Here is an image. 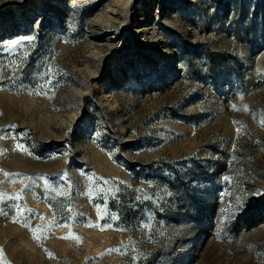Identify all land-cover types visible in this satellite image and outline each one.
I'll return each instance as SVG.
<instances>
[{
  "label": "rangeland",
  "instance_id": "1",
  "mask_svg": "<svg viewBox=\"0 0 264 264\" xmlns=\"http://www.w3.org/2000/svg\"><path fill=\"white\" fill-rule=\"evenodd\" d=\"M0 264H264V0H0Z\"/></svg>",
  "mask_w": 264,
  "mask_h": 264
},
{
  "label": "snow or ice",
  "instance_id": "2",
  "mask_svg": "<svg viewBox=\"0 0 264 264\" xmlns=\"http://www.w3.org/2000/svg\"><path fill=\"white\" fill-rule=\"evenodd\" d=\"M17 41H13L11 45H9V47L13 46L14 44H16Z\"/></svg>",
  "mask_w": 264,
  "mask_h": 264
}]
</instances>
